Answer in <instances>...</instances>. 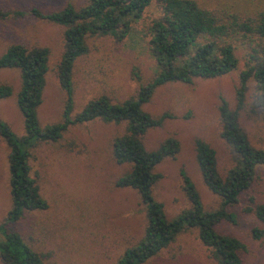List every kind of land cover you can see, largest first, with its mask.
Masks as SVG:
<instances>
[{
    "label": "rangeland",
    "instance_id": "rangeland-1",
    "mask_svg": "<svg viewBox=\"0 0 264 264\" xmlns=\"http://www.w3.org/2000/svg\"><path fill=\"white\" fill-rule=\"evenodd\" d=\"M212 10H228L240 15H253L264 10V0H197ZM86 0H0V55L13 43L27 47L43 46L49 50V70L45 75L38 119L41 126L62 120L65 91L57 79V65L64 48L65 26L15 10L30 8L48 13L67 4L78 8ZM158 14L155 3L147 7L142 19L132 24L128 36L117 40L111 35L88 36V52L73 66V114L92 98L108 96L122 102L136 95L138 87L158 70L148 50V37L143 28ZM245 49L238 47L237 67L215 78H195L192 83L168 82L158 86L142 108L153 117L169 113L160 126L142 136L146 149H156L167 137L180 143L179 152L155 166L162 177L153 187L154 198L163 204L171 219L191 206L180 170L194 183L205 210L220 206L221 198L203 182L195 151L200 138L216 152L217 169L224 176L234 164L231 147L220 136L218 107L223 97L230 109L236 107L239 74L244 69ZM138 76V77H137ZM0 83L10 84L12 94L0 100V118L17 136L24 134L23 116L16 103L20 88L19 70H0ZM256 89L250 82L245 106L238 121L255 147H264V111L252 112ZM126 122H103L99 119L71 125L57 141L38 142L31 150L29 164L41 196L48 207L24 212L10 224L24 241L39 252L45 264H115L123 251L135 244L147 223L145 206L137 191L118 187L115 181L130 171V163H116L112 154L113 139L125 132ZM9 148L0 136V222L11 206L8 171ZM252 195L264 203V169L260 168L251 188L230 207L234 222L221 221L217 231L237 237L244 245L240 250L242 264H264V226L251 213L244 212ZM263 229L260 237L252 233ZM1 264V261H0ZM144 264H217L210 250L201 242L197 230L186 229L174 241Z\"/></svg>",
    "mask_w": 264,
    "mask_h": 264
},
{
    "label": "trees",
    "instance_id": "trees-1",
    "mask_svg": "<svg viewBox=\"0 0 264 264\" xmlns=\"http://www.w3.org/2000/svg\"><path fill=\"white\" fill-rule=\"evenodd\" d=\"M152 3L158 14L143 28V34L148 37V50L157 63L154 76L140 84L131 98L113 102L102 94L87 101L73 114V66L88 52L87 37L125 38L132 24L142 19L145 9ZM25 13L65 26L64 48L56 72L66 100L62 120L41 126L37 109L49 70L48 48L13 43L0 55V70H19L21 83L16 103L24 122V134L17 136L0 118V136L9 148L11 197V206L0 222L1 264H45L41 254L9 227L21 219L24 212L48 207L36 178L31 175L30 150L38 142L59 140L71 125L96 119L126 122L125 132L113 139L112 154L116 163H130L131 169L121 175L115 185L137 191L147 218L143 236L127 247L115 264H144L174 241L180 232L191 228L197 230L199 239L217 264H242L240 250L243 243L235 236L217 231L216 225L221 221H235L236 215L230 207L239 203L241 195L257 178L259 169H264V147L252 145L238 121L250 82L256 89L250 110L264 111V10L253 15H240L228 10L208 9L197 0H86L78 8L67 4L48 13L34 7L26 12L14 11L15 16ZM5 15L0 10V16ZM238 47L245 52L244 69L239 74L236 89V107L230 109L223 97H220L218 107L222 124L220 136L234 154V164L224 176L218 172L215 150L204 140L195 139L196 161L203 182L221 198L220 206L205 210L194 183L181 169L183 189L191 206L169 219L163 204L153 195V187L162 177L155 171V166L166 158L173 159L179 152L180 143L175 137H167L156 149H146L142 136L172 115L165 112L153 117L142 106L150 100L155 89L165 83L190 84L195 78H215L234 70L239 61ZM12 90L10 84L0 83V100L9 97ZM243 210L253 214L264 226V203H258L249 195ZM252 233L260 237L263 229L254 228Z\"/></svg>",
    "mask_w": 264,
    "mask_h": 264
}]
</instances>
